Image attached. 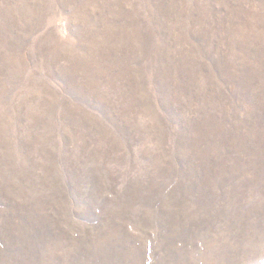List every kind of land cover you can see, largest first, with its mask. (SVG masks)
<instances>
[{"label":"rangeland","instance_id":"374dc122","mask_svg":"<svg viewBox=\"0 0 264 264\" xmlns=\"http://www.w3.org/2000/svg\"><path fill=\"white\" fill-rule=\"evenodd\" d=\"M0 264H264V0H0Z\"/></svg>","mask_w":264,"mask_h":264}]
</instances>
